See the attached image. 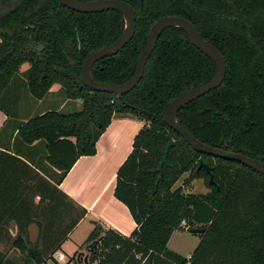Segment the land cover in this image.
I'll list each match as a JSON object with an SVG mask.
<instances>
[{"label":"trees","instance_id":"1","mask_svg":"<svg viewBox=\"0 0 264 264\" xmlns=\"http://www.w3.org/2000/svg\"><path fill=\"white\" fill-rule=\"evenodd\" d=\"M124 1L136 9L135 35L118 53L93 65L94 78L110 84L128 80L152 24L162 16H183L221 52L226 76L220 87L181 108L179 123L206 144L264 161V0ZM123 28L118 10L85 13L59 0H0V97L28 62L27 84L36 99L59 83L68 98L83 100L81 110H50L18 126L24 142L46 141L48 160L61 171L60 179L81 156L97 152V140L113 115L145 122L117 171L114 190L137 226L126 236L97 225L87 238L89 264H264V174L196 151L164 120L171 100L206 83L216 69L182 28L163 31L140 82L123 97L84 85L85 59L115 41ZM171 138L175 145L163 163ZM201 159L209 165L213 182ZM187 172L184 185L205 179L210 190L174 189ZM182 220L189 230L206 228L189 257L168 248L172 234L183 230ZM67 234L52 236L49 241L56 248L46 258L39 250L36 263L59 264L51 254ZM27 240L19 237L18 247L25 250Z\"/></svg>","mask_w":264,"mask_h":264},{"label":"crops","instance_id":"2","mask_svg":"<svg viewBox=\"0 0 264 264\" xmlns=\"http://www.w3.org/2000/svg\"><path fill=\"white\" fill-rule=\"evenodd\" d=\"M29 67L28 62L22 64L0 97V252L4 254L0 264H37L39 250L46 258L56 248L49 239L66 232L51 255L59 264H74L69 259L77 252L76 245L68 248L67 242L81 226H85L87 237L97 225L126 236L136 228L130 210L114 190L117 171L145 122L130 115H113L97 140V152L81 156L60 179L61 171L48 160L46 141L24 142L18 126L50 110H81L83 100L68 98L59 83L53 84L44 98L36 99L22 74ZM83 209L85 214L70 229ZM19 237L28 239L25 250L18 247Z\"/></svg>","mask_w":264,"mask_h":264},{"label":"water","instance_id":"3","mask_svg":"<svg viewBox=\"0 0 264 264\" xmlns=\"http://www.w3.org/2000/svg\"><path fill=\"white\" fill-rule=\"evenodd\" d=\"M66 7L85 13L102 12L106 10H118L124 19V28L120 36L112 43L92 52L82 65V81L85 86L106 93H114L119 98L134 89L144 75L145 65L148 58L155 49L158 39L163 31L169 27L182 28L189 36L193 45L208 56L215 64L213 77L200 86L189 88L170 101L164 112V120L174 131L183 137L193 149L225 160L240 162L255 171L264 174V161L241 153H236L219 147L206 144L191 134L178 121V112L188 103L220 87L226 76V61L221 52L212 43L204 39L197 28L187 18L180 15H166L157 19L148 31V37L143 51L141 52L133 75L126 81L119 84H110L97 81L93 76V65L103 57L112 56L118 53L134 37L136 32V9L124 0H59ZM175 145L173 138L166 146L163 163L167 161L168 152ZM201 167L204 166L210 173V180L213 182V175L208 164L201 159ZM162 178V166L159 168ZM96 223V221H93ZM206 228L193 227L192 233H203ZM86 264H88L86 259Z\"/></svg>","mask_w":264,"mask_h":264},{"label":"rangeland","instance_id":"4","mask_svg":"<svg viewBox=\"0 0 264 264\" xmlns=\"http://www.w3.org/2000/svg\"><path fill=\"white\" fill-rule=\"evenodd\" d=\"M27 72L28 70L24 73L22 72V74H25L26 77ZM189 175L190 173L188 172L184 173L175 183L173 188L175 189L176 187L182 186L185 193H203L205 191L208 192L210 190L205 179H194L193 181H190L187 185H184V181L189 177ZM85 232V226H81L72 235V240L67 242L68 248H72L71 244L76 245L75 250H77V252L74 254V264H86V259L89 264L91 250L89 248L87 242L88 237L87 235H85ZM199 239V233H192L188 230H177L171 236L168 246L170 247V249L176 250L184 256L189 257L196 248Z\"/></svg>","mask_w":264,"mask_h":264},{"label":"built area","instance_id":"5","mask_svg":"<svg viewBox=\"0 0 264 264\" xmlns=\"http://www.w3.org/2000/svg\"><path fill=\"white\" fill-rule=\"evenodd\" d=\"M181 227H182L183 230H188L189 231V226L187 225L186 220H182ZM188 264H190V263H188Z\"/></svg>","mask_w":264,"mask_h":264}]
</instances>
